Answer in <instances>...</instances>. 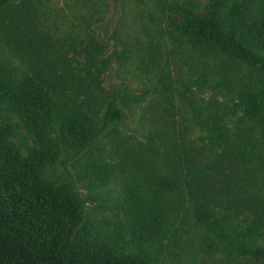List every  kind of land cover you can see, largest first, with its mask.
<instances>
[{"label":"trees","instance_id":"obj_1","mask_svg":"<svg viewBox=\"0 0 264 264\" xmlns=\"http://www.w3.org/2000/svg\"><path fill=\"white\" fill-rule=\"evenodd\" d=\"M211 1L204 14L172 19L171 34L209 55L214 67L225 71V85L240 66L258 74L264 86V0ZM39 4L0 0V45L9 47L8 58L16 55L32 66L31 74L15 78L16 68L0 60V102L17 114L37 142L25 155L11 139L13 127L0 124V264H156L150 248L162 242L174 218L184 221L188 216L204 232V251L223 245L231 261L250 255L264 264V245L259 243L264 236V93L245 88L229 109L226 103L216 107L208 102L202 123L207 130L200 142L187 139L183 129L165 125L141 141L139 149L125 147L121 169L126 172L129 220L110 243L91 238L85 204L74 185L46 179L43 172L56 164L68 171L63 151L73 149L80 155L105 128L124 122L123 88L110 93L102 110H91L94 100H72L64 101L60 111L50 89L55 92L66 81L57 65L63 57L35 22ZM90 43L92 52L101 51L100 42ZM113 55L120 52L114 50ZM89 59L99 63L95 56ZM75 78L83 86L85 78ZM164 86L172 92L171 81ZM234 118L238 124L232 127L228 122ZM245 121L258 126L261 138L241 129L239 122ZM110 174L107 166L95 172L100 179ZM246 212L248 224H236L238 215ZM121 238L150 246L142 248V255L124 254L116 247Z\"/></svg>","mask_w":264,"mask_h":264},{"label":"rangeland","instance_id":"obj_2","mask_svg":"<svg viewBox=\"0 0 264 264\" xmlns=\"http://www.w3.org/2000/svg\"><path fill=\"white\" fill-rule=\"evenodd\" d=\"M211 2L40 0L35 22L54 40L56 50L63 57L57 64L59 73L66 77L65 82L69 81L61 84L55 92L50 89V96L52 94L60 111L64 110V101L71 104L72 100H94L96 103L91 105V110H102L105 102L111 99L110 93L123 88L119 94L127 112L124 122H115L105 128L80 155H76L73 149L63 151V158L68 160V171L63 164H56L47 166L43 172L46 179L57 183L68 181L74 185L85 204L91 238L105 239L110 243V237L129 220L123 180L126 172L121 169L125 147L139 149L141 141H146V137L165 125L183 129L187 139L200 142V136L207 130L202 123L208 102L215 103L216 107L218 102L226 103V109H229L239 101L241 88L264 93V86L259 81L262 78L246 67L237 66L229 76L230 83L225 85L228 80L225 71L215 68L209 55L195 51L189 42L179 40L176 33L171 34L174 30L172 19L186 21V17L192 14H204ZM181 6L185 10H180ZM92 40L100 42V52H92ZM114 50L120 55H113ZM6 54L9 55V47L0 45V60H6L8 67L16 68L13 70L15 78L32 73L30 63L16 55L8 58ZM94 56L99 60L98 64L89 59ZM75 75L85 78L83 86L78 85ZM165 81H171L172 92L165 88ZM125 85H129L126 90ZM235 120L230 119L228 124L236 126ZM94 122L96 127L100 126L97 119ZM0 124L13 127L11 139L23 154L37 148V142L25 123L16 113L5 109L1 102ZM239 126L250 132L253 138H261L255 123L239 122ZM55 134L53 131L52 135ZM104 166L109 167L111 174L100 179L95 172L98 168L103 172ZM248 214L240 213L236 224H248ZM205 242L208 241L203 230L195 226L192 217L188 216L184 221L174 218L162 242L156 241L150 251L156 255V264H191L193 261L262 264L250 255L236 256L235 261H231L223 245L206 252ZM259 243L264 245V236ZM141 246L127 243L123 238L116 245L118 251L136 255H142V248L150 245ZM169 246L173 249L167 250Z\"/></svg>","mask_w":264,"mask_h":264}]
</instances>
